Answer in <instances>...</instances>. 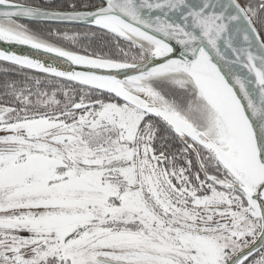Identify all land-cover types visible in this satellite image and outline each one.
Here are the masks:
<instances>
[{
	"label": "snow or ice",
	"instance_id": "obj_1",
	"mask_svg": "<svg viewBox=\"0 0 264 264\" xmlns=\"http://www.w3.org/2000/svg\"><path fill=\"white\" fill-rule=\"evenodd\" d=\"M0 45V264H264V0H0Z\"/></svg>",
	"mask_w": 264,
	"mask_h": 264
},
{
	"label": "water",
	"instance_id": "obj_2",
	"mask_svg": "<svg viewBox=\"0 0 264 264\" xmlns=\"http://www.w3.org/2000/svg\"><path fill=\"white\" fill-rule=\"evenodd\" d=\"M0 47H4V45H0ZM13 47L17 52L22 53V54H27L31 51L24 46H13Z\"/></svg>",
	"mask_w": 264,
	"mask_h": 264
},
{
	"label": "trees",
	"instance_id": "obj_3",
	"mask_svg": "<svg viewBox=\"0 0 264 264\" xmlns=\"http://www.w3.org/2000/svg\"><path fill=\"white\" fill-rule=\"evenodd\" d=\"M32 27H35V25H32ZM3 67V65H0V68H2Z\"/></svg>",
	"mask_w": 264,
	"mask_h": 264
}]
</instances>
